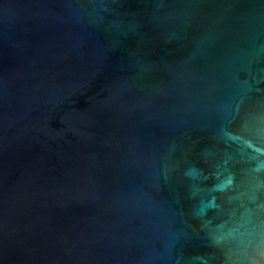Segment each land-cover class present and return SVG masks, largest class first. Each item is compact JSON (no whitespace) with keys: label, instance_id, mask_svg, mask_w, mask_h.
<instances>
[{"label":"water","instance_id":"obj_1","mask_svg":"<svg viewBox=\"0 0 264 264\" xmlns=\"http://www.w3.org/2000/svg\"><path fill=\"white\" fill-rule=\"evenodd\" d=\"M0 264H264V0H0Z\"/></svg>","mask_w":264,"mask_h":264}]
</instances>
